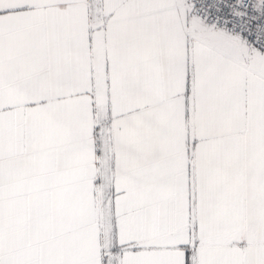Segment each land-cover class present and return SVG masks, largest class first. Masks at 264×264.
Here are the masks:
<instances>
[{
  "label": "snow or ice",
  "instance_id": "snow-or-ice-1",
  "mask_svg": "<svg viewBox=\"0 0 264 264\" xmlns=\"http://www.w3.org/2000/svg\"><path fill=\"white\" fill-rule=\"evenodd\" d=\"M0 264H264V0H0Z\"/></svg>",
  "mask_w": 264,
  "mask_h": 264
}]
</instances>
